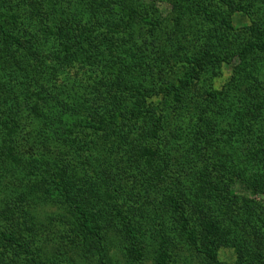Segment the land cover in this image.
Returning a JSON list of instances; mask_svg holds the SVG:
<instances>
[{
  "label": "rangeland",
  "instance_id": "obj_1",
  "mask_svg": "<svg viewBox=\"0 0 264 264\" xmlns=\"http://www.w3.org/2000/svg\"><path fill=\"white\" fill-rule=\"evenodd\" d=\"M29 1L0 0V26L23 39L19 47L5 40L0 30V100L12 96L13 107L9 108L14 112L22 109L28 116H37L38 106L31 109L36 102L41 106L44 99L53 94L60 101L78 94L82 85L96 82L95 76L110 79L115 93L135 87L147 98L155 95V90L163 87L165 81H184L191 70L195 71L192 81L195 92L192 95L185 89V108L175 110V102L165 97L155 114L146 115L150 118L149 124L138 120L124 122L123 131L118 133L124 135L122 139L115 131H111L108 140L101 132H88V138L92 136L94 140L91 143L86 139V131L77 128L79 140L74 149L63 139L56 145L52 143L50 149L54 147L56 153H60L59 150L65 155L78 153L84 160L69 161L70 167L65 160L64 168L71 171L70 177L67 176L75 187H64L62 197L52 198L56 204L36 200V196L26 197L35 200L31 216L40 236L43 264H98L97 247L105 239L110 245L109 264H128L124 248L132 243H138L143 253L138 264H157L162 244H168L170 264H264V47L260 46L248 56L246 66L238 65L236 54L255 41L250 32L252 19L264 27V0H247L248 13L225 0H129L126 5L134 6L144 18V22L141 17L138 19L142 22L138 29L142 28L143 34L131 57L134 61L130 60L133 67L130 63L121 65L114 76L102 74L101 65L97 70L77 64L65 72L57 71L59 56L51 52L52 49L49 53L46 44L32 45L34 39H39L40 43L47 40L49 44L51 39L41 28L50 26L57 12L69 14L74 9V15L84 19L87 16L79 12V0H61L62 4L53 6L55 10L51 14L44 4L42 15L31 14ZM110 1L116 11L115 3L120 5L121 1L106 2ZM233 2L238 5L244 0ZM212 16L217 19L213 20ZM160 53L166 54L170 61L174 59V74L171 70L165 73L167 75L161 73L156 61ZM136 64L137 70L134 69ZM70 86L73 87L71 92ZM227 89L231 90L233 104L214 103L210 108L208 93ZM245 90L250 96L247 99L246 96L241 98ZM83 94L87 102L94 94L99 99L98 92L91 88ZM160 99L157 96L147 101L156 106ZM72 104L74 109L79 107L78 100ZM249 105L262 130L243 120L244 131L230 139L233 130L228 117L213 120L208 140L197 141L194 130L199 127L198 115L204 107L208 113L212 109L216 117L218 106L225 111L228 107V113H233L238 108L248 110ZM156 118H159L158 123ZM2 119L0 108V121ZM235 119L239 121L240 116ZM19 125L29 126L27 121ZM68 130L66 140L74 137ZM28 133L23 127L16 139L14 136L5 139L15 147L13 155L33 152L27 144H21ZM4 151L9 154L6 148ZM19 177L23 176L14 173L10 185L22 187ZM105 182L107 186L103 185ZM27 185L30 182L27 181ZM76 190L79 197L75 196ZM9 192L0 182V198L9 201L8 207L20 205L19 195ZM84 197H99L94 211H87L86 217L75 207L81 204L78 199ZM4 198L0 205H6ZM209 222L215 223L219 232L215 242L207 241L208 247L203 228ZM128 226L135 232L130 233ZM194 236L195 246L191 241ZM19 245L5 248L0 254L2 262L11 258L10 264H33L28 258L26 241ZM208 248H216V254H210ZM48 256L51 260L47 262L44 259Z\"/></svg>",
  "mask_w": 264,
  "mask_h": 264
},
{
  "label": "trees",
  "instance_id": "obj_2",
  "mask_svg": "<svg viewBox=\"0 0 264 264\" xmlns=\"http://www.w3.org/2000/svg\"><path fill=\"white\" fill-rule=\"evenodd\" d=\"M106 1L109 0H79L78 4L81 6L79 7V12H84L87 19L80 17V15H74V9L71 7L70 8L73 10L69 14H66L65 12H57L56 15L58 16H56V20L53 19L55 21L50 26L41 28V31L51 39V41H48V45H50L49 48L47 40L40 43L41 41L39 39H34L35 42L33 41L34 43L32 45L39 46L41 44H46L47 50L52 49L51 52H55V54L59 56L60 60L58 62V67H56L57 71L65 72L67 69H70L77 64L87 65L97 70V67H100L101 65L102 69L100 70L102 74L109 73V75L114 76L119 73L117 68L121 65L123 66L126 63H130L131 67H133L132 61L134 60H132L131 57L135 54V49H138V40H140L143 34L142 28L138 29V24L141 22V20L138 19L141 15L138 13V10L136 11V8L133 9L134 6L129 7L126 5L129 0H120V5L114 2L116 6H118L116 11L113 9V2ZM182 1L184 0H179L178 2ZM225 1L234 8L238 7L240 10L248 13L245 5H248L249 1L247 2V0H244V2L239 3L238 5L233 2V0ZM29 3L32 9L31 14L37 15L40 13V15H42L43 12L41 13V11L43 10L42 7L44 4L46 10H49V13L51 14L55 10L57 4H62V1L30 0ZM178 7L181 8V5L178 4ZM183 9L184 11L187 10L186 8ZM111 14L116 17H112ZM206 15L210 16L208 13H206ZM0 17H2L1 14ZM9 17L15 18L18 16L9 15ZM48 18L50 20V17L47 16V20ZM141 18L144 22V18ZM210 18L213 20L217 19V17L214 16ZM221 20L224 22L223 19ZM252 22L253 24L250 27V32L255 41L249 43L246 47L243 46L244 48L242 47L243 49L236 53L237 57H239V66H246L248 56L255 53L260 46L264 47V27L261 28L260 23L255 19H252ZM0 30L3 31L2 34L5 40L10 43H15L19 47L21 46L23 39H21L19 35L10 32L2 25L0 26ZM138 35H140L139 39H137ZM51 52L49 50V53ZM126 55H128L127 58ZM33 58L36 59L37 57L33 56ZM158 58L159 59L156 61L160 71H162L161 73L164 72L165 74L167 71L171 70V73L174 74V59L171 58L172 61H170L166 54L162 53H160ZM130 60L132 61L130 62ZM140 65H144L143 61H141ZM38 66L41 67V65ZM137 67L138 64L134 66V69L137 70ZM194 77L195 71L191 70L184 81L183 79L175 82L165 81L166 84L163 87H159L155 90V95L151 94L146 98L135 87L119 89L120 93L117 91L118 94H116L115 86L113 87V82H111L110 79L104 80L101 77L98 78L95 76L93 77V80L96 82L82 85L79 88L80 92H78V94H83L84 90L90 92L91 88L93 91L98 92V100L95 94L93 95V99H89V102L85 99L84 94H72L71 96L64 97L62 101H60L58 96L53 94L48 99H44V104L41 106L39 105V101L36 102L34 106H31V109L38 106L37 116H28L22 109L14 112L13 109L9 108L11 107L10 105L13 107V104H11L13 103L12 96L0 100V108L3 110V119L0 121V182L3 183L5 190H10L9 193H14L20 197L18 199L20 205H15L14 208L8 207L9 201H6L4 197L0 198V201L4 198L6 204L0 205V254L5 248L13 247L15 245H17L15 247H18L20 246L19 244L26 241L29 261L33 264H43L42 244H40V236L36 233L37 228H35V222L31 216V207L35 200L31 198L27 199L26 197L36 196L34 197L36 200H44L56 204V201H53L52 198L56 196L62 197L65 192L64 187L73 189L74 185V183L69 180L71 171L65 169L64 165L67 166V163H69V161L72 162V160L73 162L75 160H84L77 156L78 153L65 155L61 150H59L60 153H56L54 147L53 149H50L52 143L56 145L57 142H61L60 140L63 139L67 146L70 144V147L74 149L79 140L78 134L75 132L77 128L84 129L87 133L86 139L92 143L94 140L92 139V136L88 138V132H101L102 136L106 137V140H108L111 131H115L116 134L123 131L122 125H124V122L130 123L131 121L135 122V120H138L139 123L144 121V123L149 124L150 118H147L146 115H148L149 112L155 114L157 110L160 109L162 105L161 103L164 101L163 99L165 97L168 98L169 102H175V110L185 108V89L187 88L190 92L189 94L193 95V92H195V85L192 82ZM72 88L73 87L70 86L68 87V90L70 89L71 92ZM235 88H237V86H235ZM113 90L114 92L112 95L111 93ZM208 94L211 97V100L209 101L210 108L213 107L212 104L214 103L220 104V106H227L233 100V95L229 89L224 92H209ZM76 96L78 98L74 99ZM157 96H160L161 99L156 106L152 102L148 103V99L152 97L154 100ZM243 96H246V99L247 97H250L246 90L245 93L241 95V98H245ZM73 99L74 101H79V109L73 108ZM212 99L214 101H212ZM136 101H138V103H135ZM177 102L178 104H176ZM232 104L233 103H231V105ZM109 105H114L115 108L113 110L107 108ZM220 106H218L220 109L216 112V117H213L212 109L210 113L204 111L206 107L203 108V111H200L198 115L199 127L194 130L198 142H206L208 140L210 137L208 129H211L210 127L213 124V120L222 121L228 117L232 120L230 126L233 130L229 136L230 139H232L235 133H241L244 131V125L242 124L243 120L249 121L251 127L253 124L256 128L262 130V127L258 123L259 119L257 118V115L254 114V109L251 105L248 107L249 111L246 110L247 107H245V110L243 108H238L241 112L238 111V109L235 110L233 108L232 111L235 110V113H228V107H226L225 111ZM250 110L253 114H251ZM67 113H69V115H67ZM238 115L240 116L239 121L235 119L238 118ZM23 121H25V123L27 121L29 126L19 125V123ZM63 121L65 124L62 123ZM117 121L119 122L117 123ZM156 121L158 123L159 118H156ZM23 127L26 128L29 133L27 138L23 139L21 144H27L30 147L29 150H33V152H17L13 155L15 147L13 144H7L5 139L7 137L12 138L13 136L16 139L19 131ZM154 127H156V125H154ZM245 127H248V125H245ZM67 130L68 133H74V137L69 140H66L65 136V131ZM123 137V134H118V138L122 139ZM16 144L18 145V143ZM4 148H6L9 154L5 153ZM68 158L70 160H68ZM66 159L67 165L65 164ZM14 173L23 176L19 177L23 182L22 187L16 188L14 183L10 185ZM27 181L30 182V185L25 186ZM103 185H106V182ZM23 190L24 192L20 193ZM23 194L25 195L23 196ZM75 196H78V191ZM67 197L70 196L68 195ZM84 198L85 199H78L81 204H77L75 207L84 217H86L87 211H94L93 207H96L97 199L99 197H92L91 199ZM228 198L232 199L234 197ZM23 201L24 203H22ZM128 227H130V233L135 232L131 226ZM15 228H18V230ZM203 230L205 232L204 241H206V243L207 241L215 242L216 236L219 232V228L215 223L209 222L204 224ZM193 235L194 233H192V236ZM191 239L192 244L195 246V236ZM136 241L138 242V240H132V242ZM108 243L109 240L105 239L103 243L97 247V252L100 257L97 259L98 264H109L110 260L108 253L110 245ZM217 244L219 245V241ZM209 246L210 244H208V247ZM167 247L168 244L166 246L165 244H162L157 258V264H170V253L166 249ZM208 249L210 254H214L217 251L216 248ZM124 250L128 264H138L143 256V253L138 249V243H132L129 246L126 245ZM212 258L215 260V256ZM2 260L3 259L1 258L0 264H6L9 261H13L11 258L10 260L5 258L4 262H2ZM44 260H47L48 262L51 258L48 256V259L46 258Z\"/></svg>",
  "mask_w": 264,
  "mask_h": 264
}]
</instances>
